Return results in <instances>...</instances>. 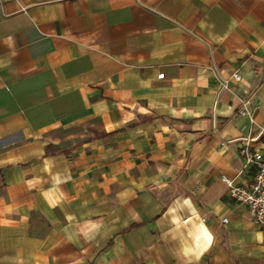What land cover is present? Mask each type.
I'll use <instances>...</instances> for the list:
<instances>
[{"label": "crops", "instance_id": "crops-1", "mask_svg": "<svg viewBox=\"0 0 264 264\" xmlns=\"http://www.w3.org/2000/svg\"><path fill=\"white\" fill-rule=\"evenodd\" d=\"M246 136L264 0H0V264H264Z\"/></svg>", "mask_w": 264, "mask_h": 264}, {"label": "built area", "instance_id": "built-area-1", "mask_svg": "<svg viewBox=\"0 0 264 264\" xmlns=\"http://www.w3.org/2000/svg\"><path fill=\"white\" fill-rule=\"evenodd\" d=\"M163 78V73L158 75ZM232 78L239 81L240 76L232 75ZM226 82L223 83L225 88ZM252 108L248 100L240 101L239 114L251 118ZM251 137L246 136L244 142L241 144L239 154L243 159L244 168L252 167L253 175L249 183L237 186L232 181H228L229 196L235 201L238 206L245 207L248 210L251 218L256 224L264 227V146L256 151L249 149ZM227 220L223 219L222 223Z\"/></svg>", "mask_w": 264, "mask_h": 264}]
</instances>
